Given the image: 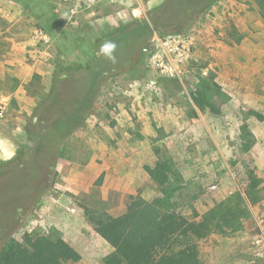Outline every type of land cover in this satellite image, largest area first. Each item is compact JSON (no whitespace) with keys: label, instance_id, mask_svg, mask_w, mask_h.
<instances>
[{"label":"rangeland","instance_id":"374dc122","mask_svg":"<svg viewBox=\"0 0 264 264\" xmlns=\"http://www.w3.org/2000/svg\"><path fill=\"white\" fill-rule=\"evenodd\" d=\"M169 1L49 0L60 22L54 36L32 15L39 12L38 1L27 11L0 0V100L7 102L0 118V194L23 182V172L15 169L20 148L37 145L24 134L39 103L26 90L34 76L40 79L33 89L48 91L56 60L85 64L80 49L90 50L103 31L136 25ZM176 29L166 35L154 30L142 58L134 55L103 78L86 128L64 144L68 155L81 156L87 153L84 143L92 154L84 168L57 159L38 197L0 198V252L23 244L27 234L57 230L81 254L78 264H104L110 247L85 221L83 206L101 202L113 212L131 198L156 197L143 169L154 160L153 148L179 165L185 190L177 210L188 219L236 192L245 196L248 169L264 190V123L249 115L264 114V17L257 0H213ZM178 49L186 51L182 62ZM171 66L174 75L166 71ZM200 72L221 87L212 96L214 109L191 100ZM13 82L18 88L12 93ZM244 126L255 141L246 154ZM250 211L243 231L200 243L202 264H264V199Z\"/></svg>","mask_w":264,"mask_h":264},{"label":"trees","instance_id":"16d2710c","mask_svg":"<svg viewBox=\"0 0 264 264\" xmlns=\"http://www.w3.org/2000/svg\"><path fill=\"white\" fill-rule=\"evenodd\" d=\"M25 10L38 1L39 12H32L54 36L60 29L55 17L54 6L49 0H13ZM213 0H170L136 25L103 31L90 50H82L86 63L64 64L54 62V77L48 91L33 89L34 81L26 86L29 94L38 100V108L27 120L24 134L36 147L24 145L18 153L15 166L23 172V182L17 187L0 194L4 198L12 194L17 198L38 197V186L49 178V170L57 159H67L84 168L92 154L87 147L84 155L70 154L64 144L72 136L87 126L93 115L97 98L103 85V78L120 65L129 62L134 55L143 57V50L149 44L153 31L166 35L170 29L192 22L195 16L207 11ZM264 17V0H257ZM170 23V25H166ZM117 43L116 63H112L98 49L105 40ZM242 38L236 40L240 44ZM96 44V45H95ZM66 47V46H65ZM59 48L64 49L63 44ZM60 50V51H61ZM194 90L190 91L191 100L200 108L214 109L212 96L221 87L213 79L204 77L200 72ZM18 88L13 82L11 92ZM249 115L259 123H264V114L249 111ZM242 135L247 139L241 145L242 153L251 151L255 144L247 126L242 127ZM154 160L144 165L148 181L158 195L151 200L142 197L131 198L127 206L116 208L113 212L101 202L83 206L84 219L94 233L109 247L104 264H202L200 243L212 235L231 236L244 230L245 222L251 216V208L259 206L264 199L262 180L255 170L248 169V185L244 191L215 203L202 215L195 214L188 219L177 210L178 200L185 190V179L179 165L163 154L160 148H153ZM77 166V165H76ZM105 174L96 185L101 186ZM82 260L79 251L66 241L63 235L52 230L49 234H27L23 244L15 248L4 247L0 252V264H78Z\"/></svg>","mask_w":264,"mask_h":264},{"label":"clouds","instance_id":"9594fccd","mask_svg":"<svg viewBox=\"0 0 264 264\" xmlns=\"http://www.w3.org/2000/svg\"><path fill=\"white\" fill-rule=\"evenodd\" d=\"M118 48V45L113 40H105L98 49V55H102L107 60H109L112 63H116L117 57H116V50Z\"/></svg>","mask_w":264,"mask_h":264},{"label":"built area","instance_id":"2783aa9c","mask_svg":"<svg viewBox=\"0 0 264 264\" xmlns=\"http://www.w3.org/2000/svg\"><path fill=\"white\" fill-rule=\"evenodd\" d=\"M90 1H92V0H90ZM174 41H177V39L174 38ZM146 51L147 50L145 49V52ZM177 53H178L177 58L179 59L178 62H182L183 61V58H184V55L186 54V51H181V50L178 49L177 50ZM161 67H163V66H161ZM166 71H168V73H170L171 75H174V74H176L177 69L174 68L173 66H171L169 69L167 68ZM6 103L7 102L5 101V98H3V99L0 100V118L3 116L4 110L7 107L6 106L7 105Z\"/></svg>","mask_w":264,"mask_h":264},{"label":"crops","instance_id":"0c3cea01","mask_svg":"<svg viewBox=\"0 0 264 264\" xmlns=\"http://www.w3.org/2000/svg\"><path fill=\"white\" fill-rule=\"evenodd\" d=\"M102 240V239H101Z\"/></svg>","mask_w":264,"mask_h":264}]
</instances>
